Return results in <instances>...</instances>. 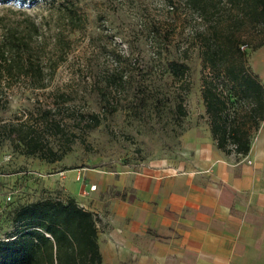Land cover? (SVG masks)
<instances>
[{
    "label": "rangeland",
    "instance_id": "1",
    "mask_svg": "<svg viewBox=\"0 0 264 264\" xmlns=\"http://www.w3.org/2000/svg\"><path fill=\"white\" fill-rule=\"evenodd\" d=\"M212 2L219 6L215 18L223 20L229 7ZM64 6L74 9L75 20H69ZM21 10L42 25L37 54L55 70L44 90L14 89L6 101L0 99V205L5 208L0 241L13 230L3 222L11 207L65 200L56 174L79 168L135 170L144 161L178 151L187 131L210 129L201 90L211 72L202 65L198 35L209 22L185 0L0 4V23L19 24ZM58 35L61 45L55 43ZM241 41L249 42L250 36ZM241 50L253 72L250 56L255 51ZM171 61L187 65L185 77L169 76ZM181 99L186 117L177 120L175 106ZM234 114L231 110L230 118ZM28 132V140L41 141V150L33 155L28 143H21ZM8 193L12 199L4 205Z\"/></svg>",
    "mask_w": 264,
    "mask_h": 264
},
{
    "label": "crops",
    "instance_id": "2",
    "mask_svg": "<svg viewBox=\"0 0 264 264\" xmlns=\"http://www.w3.org/2000/svg\"><path fill=\"white\" fill-rule=\"evenodd\" d=\"M250 67L264 86V46ZM181 144L135 170L56 174L96 218L102 264H264V120L246 156L218 149L208 127Z\"/></svg>",
    "mask_w": 264,
    "mask_h": 264
},
{
    "label": "trees",
    "instance_id": "3",
    "mask_svg": "<svg viewBox=\"0 0 264 264\" xmlns=\"http://www.w3.org/2000/svg\"><path fill=\"white\" fill-rule=\"evenodd\" d=\"M39 1L0 0V4L24 6ZM185 2L209 22L206 32L198 35L203 47L202 65L211 72L210 78L202 81L201 97L210 119L212 138L223 152L230 153L231 144L235 146V154L246 156L251 139L264 120V86L245 64L246 53L241 47L257 51L264 46V0H217L229 7L223 20L215 18L219 6L212 0ZM64 7L69 20H75L74 9ZM53 9L63 10L59 6ZM20 13L23 20L19 24L8 26L2 20L0 23V99L3 101L14 89L44 90L47 77L55 70L43 65L37 54L42 25L25 11ZM248 36L249 42L241 41ZM55 37V43L61 45L59 35ZM187 71L185 64L167 62V73L173 80L182 79ZM239 105L244 110L241 118L237 116ZM231 110L236 114L230 118ZM174 113L177 120L186 117L182 99ZM93 120L99 125L96 117ZM30 133L22 137L21 143L27 142L29 154L33 155L41 150V141L28 140ZM50 155L54 154L50 152ZM1 208L0 219L5 213V208ZM3 222L13 230L4 234L6 240L0 241V264H102L96 218L73 198H46L13 206Z\"/></svg>",
    "mask_w": 264,
    "mask_h": 264
},
{
    "label": "built area",
    "instance_id": "4",
    "mask_svg": "<svg viewBox=\"0 0 264 264\" xmlns=\"http://www.w3.org/2000/svg\"><path fill=\"white\" fill-rule=\"evenodd\" d=\"M228 149L232 152V153H235V146L234 145H229L228 146ZM4 199H5V202L6 203H8V202H10L11 201V199H12V197H11V194L10 193H8V194H6V196L4 197ZM2 213V208H1V206H0V214Z\"/></svg>",
    "mask_w": 264,
    "mask_h": 264
}]
</instances>
